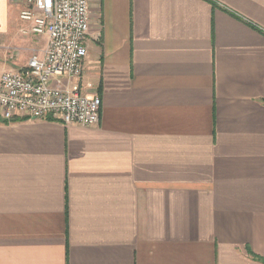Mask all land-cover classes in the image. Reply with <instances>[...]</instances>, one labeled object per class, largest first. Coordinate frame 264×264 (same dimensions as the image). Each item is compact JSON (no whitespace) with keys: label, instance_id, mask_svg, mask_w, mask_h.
<instances>
[{"label":"crops","instance_id":"0c3cea01","mask_svg":"<svg viewBox=\"0 0 264 264\" xmlns=\"http://www.w3.org/2000/svg\"><path fill=\"white\" fill-rule=\"evenodd\" d=\"M88 2L100 124L0 116V264H264V0ZM24 7L0 75L47 46Z\"/></svg>","mask_w":264,"mask_h":264},{"label":"built area","instance_id":"2783aa9c","mask_svg":"<svg viewBox=\"0 0 264 264\" xmlns=\"http://www.w3.org/2000/svg\"><path fill=\"white\" fill-rule=\"evenodd\" d=\"M24 2L21 19L31 22L33 34L47 35V46L24 67L1 73L0 116L7 121L49 118L66 125H99L102 98L82 90L89 51L88 0Z\"/></svg>","mask_w":264,"mask_h":264},{"label":"trees","instance_id":"16d2710c","mask_svg":"<svg viewBox=\"0 0 264 264\" xmlns=\"http://www.w3.org/2000/svg\"><path fill=\"white\" fill-rule=\"evenodd\" d=\"M254 257H256V258L260 259V260H261V261L264 263V258H261V257H259V256L255 255V254H254Z\"/></svg>","mask_w":264,"mask_h":264}]
</instances>
